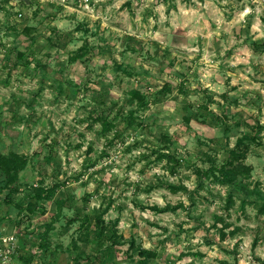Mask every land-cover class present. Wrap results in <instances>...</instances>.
<instances>
[{"label": "rangeland", "instance_id": "rangeland-1", "mask_svg": "<svg viewBox=\"0 0 264 264\" xmlns=\"http://www.w3.org/2000/svg\"><path fill=\"white\" fill-rule=\"evenodd\" d=\"M0 44L11 264H264V0H0Z\"/></svg>", "mask_w": 264, "mask_h": 264}, {"label": "trees", "instance_id": "trees-1", "mask_svg": "<svg viewBox=\"0 0 264 264\" xmlns=\"http://www.w3.org/2000/svg\"><path fill=\"white\" fill-rule=\"evenodd\" d=\"M134 94L136 96H141L140 92H135ZM244 139L245 138H240L238 140L236 148L230 150L228 158L226 162L223 164L222 168H220L218 174L213 170H211L212 175L215 178V181L225 184H232L237 179L241 177L245 178L250 174V167L245 163V159L247 158L249 148H244V147H248V144H243L245 141ZM250 141H254V140H250ZM169 160L174 161V163H179V160L173 156L170 157ZM26 164H27V159L18 155L17 153H12L11 156L0 155V172L3 175L6 188H8V190L10 189V193L16 191V189L13 188L12 186L17 183L19 178V173L26 167ZM198 176L201 179H203L204 177H209L210 175L199 170ZM200 185L203 186V182H201ZM170 189H172L173 191H177L179 188L176 186H170ZM259 198H261L263 201L261 203L259 201H256L257 209L260 214L264 215V196L263 194H261V192H259ZM248 201L249 200L243 199L242 201L243 209L246 207L248 203H250ZM227 203L229 208L233 206L234 199L232 196L228 198ZM169 209L170 208L168 206L163 209L156 207L155 210L163 212V211H168ZM130 250L131 248H129V250L127 251ZM138 252L140 255L139 264H146L147 259L155 255L154 252L147 249H140L138 250ZM133 254L134 253H131L132 256Z\"/></svg>", "mask_w": 264, "mask_h": 264}, {"label": "built area", "instance_id": "built-area-1", "mask_svg": "<svg viewBox=\"0 0 264 264\" xmlns=\"http://www.w3.org/2000/svg\"><path fill=\"white\" fill-rule=\"evenodd\" d=\"M20 249V240L16 234L0 231V264H11Z\"/></svg>", "mask_w": 264, "mask_h": 264}, {"label": "water", "instance_id": "water-1", "mask_svg": "<svg viewBox=\"0 0 264 264\" xmlns=\"http://www.w3.org/2000/svg\"><path fill=\"white\" fill-rule=\"evenodd\" d=\"M19 1H26V2H29L30 0H19Z\"/></svg>", "mask_w": 264, "mask_h": 264}]
</instances>
